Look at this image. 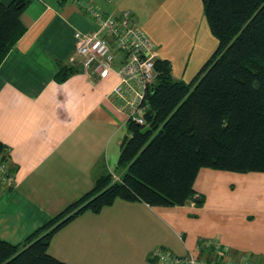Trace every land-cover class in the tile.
Returning <instances> with one entry per match:
<instances>
[{
  "label": "crops",
  "instance_id": "0c3cea01",
  "mask_svg": "<svg viewBox=\"0 0 264 264\" xmlns=\"http://www.w3.org/2000/svg\"><path fill=\"white\" fill-rule=\"evenodd\" d=\"M84 1L105 16L132 13H122L115 0ZM21 21L27 31L0 66V143L7 147L15 179L10 186L0 183V238L14 245L88 193L98 178L123 173L118 162L129 136L127 116L110 96L118 74H86L75 52V33H91L96 20L69 0H29ZM139 28L153 43L157 60L171 62L175 80L174 60L200 71L217 47L213 36H208L211 46L202 44L203 36H181L176 44L183 42L186 50L175 45L164 51L160 37ZM188 55L194 61L184 65ZM63 71L70 73L59 81ZM218 176L199 171L194 189L196 198H204L202 205L193 199L171 207L119 199L100 213L87 210L55 234L49 253L68 264H160L151 254L162 248L216 264L220 245L236 262L250 257L264 263V192L253 196L255 202L232 203L221 193ZM206 182L213 194L203 193Z\"/></svg>",
  "mask_w": 264,
  "mask_h": 264
},
{
  "label": "trees",
  "instance_id": "16d2710c",
  "mask_svg": "<svg viewBox=\"0 0 264 264\" xmlns=\"http://www.w3.org/2000/svg\"><path fill=\"white\" fill-rule=\"evenodd\" d=\"M201 1L217 47L188 83L174 79L169 60L156 61L145 125H127L120 181L98 178L20 245L0 238V264H68L49 253L55 234L85 211L100 213L119 199L167 207L193 199L202 205L194 189L202 168L264 173V0ZM28 4L0 0V66L27 31L21 16ZM9 157L0 143V161ZM45 228L50 230L41 235Z\"/></svg>",
  "mask_w": 264,
  "mask_h": 264
},
{
  "label": "built area",
  "instance_id": "2783aa9c",
  "mask_svg": "<svg viewBox=\"0 0 264 264\" xmlns=\"http://www.w3.org/2000/svg\"><path fill=\"white\" fill-rule=\"evenodd\" d=\"M82 6L97 26L91 33L76 32V55L82 58L86 74L107 77L112 71L119 76V83L111 92V98L120 111L126 114V125L134 122L145 125L149 110V92L153 91L157 79V54L149 37L137 26L135 18L127 12L120 18L105 16L97 7L84 0H69ZM0 173L7 182L12 177L6 165L0 161ZM113 173L114 181L119 180ZM216 264H264L245 257L236 262L232 254L216 245ZM151 257L160 264H200L203 261L193 256L180 258L159 248ZM205 263V262H203ZM206 264V263H205Z\"/></svg>",
  "mask_w": 264,
  "mask_h": 264
},
{
  "label": "rangeland",
  "instance_id": "374dc122",
  "mask_svg": "<svg viewBox=\"0 0 264 264\" xmlns=\"http://www.w3.org/2000/svg\"><path fill=\"white\" fill-rule=\"evenodd\" d=\"M115 2L119 5V7H121L122 10L124 9L122 13L127 12L128 10L132 13H135L136 18L138 19L139 27L146 31H153L154 36H157V38L160 37L163 42L162 49L164 51L175 50V45L177 47L176 50L181 49L182 52L186 50L188 46L184 48L183 42H181L179 45L176 44L178 41H182L181 36H185V39L187 36H203L201 38L202 44L207 43V45L210 46L213 44L212 39L208 37L213 36L211 30L208 33L204 32V22L207 20L201 0L198 2L195 0L194 2H191L190 0H181V3L180 1L178 2V0H115ZM175 3H180L179 8H176ZM171 14L172 18L169 17ZM206 38L209 40L206 41ZM215 41L217 43L216 38ZM190 56L191 55L184 56V65L190 60V58L194 61V55L191 57ZM175 58L180 60L179 55H177ZM192 64L193 63H191L188 70H186L184 66L180 64V62L177 63L174 60L175 78L184 82H188V80L195 73H198L197 71H199L198 68H196L197 66L195 67ZM3 164L9 168V158H6ZM204 170H214V172H218L219 178L217 180L218 186L221 188V193L230 195L232 197V203L235 201L239 202L241 200L255 202V198L253 196H255L257 192H264V173H236L230 171H216L215 169L210 168H204ZM122 175L123 173L120 172L118 174L120 177H118L119 180H113V182H119ZM2 177H6V175L0 173L1 184L3 183L4 185L8 186L14 184L15 179L13 176L8 182ZM206 183L207 191L203 189V193L206 192L207 194L210 191V194H213L210 189V184L208 182ZM95 184L96 181L93 182V186L90 187V190L95 186ZM79 199H76V201ZM49 230L50 228H45L42 230L41 235L46 234Z\"/></svg>",
  "mask_w": 264,
  "mask_h": 264
}]
</instances>
